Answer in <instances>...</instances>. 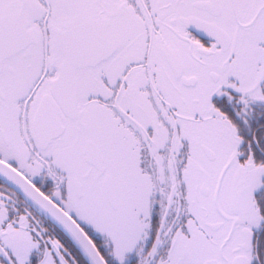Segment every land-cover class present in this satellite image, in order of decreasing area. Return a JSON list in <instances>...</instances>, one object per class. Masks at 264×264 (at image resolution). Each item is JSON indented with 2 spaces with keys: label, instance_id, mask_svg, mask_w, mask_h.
Returning a JSON list of instances; mask_svg holds the SVG:
<instances>
[{
  "label": "snow or ice",
  "instance_id": "6c2138e0",
  "mask_svg": "<svg viewBox=\"0 0 264 264\" xmlns=\"http://www.w3.org/2000/svg\"><path fill=\"white\" fill-rule=\"evenodd\" d=\"M0 264H264V0H0Z\"/></svg>",
  "mask_w": 264,
  "mask_h": 264
}]
</instances>
